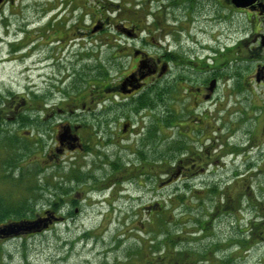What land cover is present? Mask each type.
<instances>
[{"label": "rangeland", "instance_id": "obj_1", "mask_svg": "<svg viewBox=\"0 0 264 264\" xmlns=\"http://www.w3.org/2000/svg\"><path fill=\"white\" fill-rule=\"evenodd\" d=\"M140 1L83 0L89 14L85 29L98 18L105 19V28L94 24L95 32L86 33L89 39L77 51L44 49L45 58L52 54L45 62L29 56L28 45L11 56L8 41L0 43V198L9 206L24 201L39 217L57 213L71 200L64 205L66 220L35 234L0 238V264H26V259L29 264H148L158 258L166 263L264 264V80H256L259 60L250 51L264 17L231 5L195 10L189 17L180 10L182 22L190 23L191 34L201 42L215 46L218 34L227 47L244 41L246 60L239 73L244 90L230 101L234 105L237 100L240 111L232 114V109L226 123L223 110L220 120L205 126L198 114L188 117L184 107L183 115L173 114L182 93L157 109L151 90L143 92L150 99L142 110L134 99L102 91L135 65L134 44L152 56L160 54L152 44L137 41L122 49L114 46L110 30L135 16L140 10L132 5ZM179 1L181 8L187 3ZM203 3L215 6L214 1ZM18 20H29L27 10ZM13 34L24 37L21 31ZM66 66L68 73L78 69L79 76L63 82L64 94L51 93L50 79L55 84L58 68ZM92 71L96 91L88 85ZM219 96L222 107L226 96L218 91L214 99ZM64 120L82 125L84 150L47 160L57 141L55 129ZM39 126L46 130L41 140ZM67 189L62 203L56 196Z\"/></svg>", "mask_w": 264, "mask_h": 264}, {"label": "flooded vegetation", "instance_id": "obj_2", "mask_svg": "<svg viewBox=\"0 0 264 264\" xmlns=\"http://www.w3.org/2000/svg\"><path fill=\"white\" fill-rule=\"evenodd\" d=\"M203 1L205 0H186L187 3L183 8L179 7L182 4L179 0H142L138 5H132L133 8L138 6L140 11L131 19L120 20L114 29L110 30L114 46L122 49L128 46V41L133 43L137 41L144 47L147 44H152L149 47L157 49L156 53L160 54L152 56L143 47L135 48L134 44L131 56L133 60H136L135 65L127 72L122 73L116 85L110 87L108 91L119 97L135 99L141 93L151 90L156 101L158 100L157 109H162V107L159 108L162 104H168L169 96L182 93L184 99L182 96L176 97L178 98L176 101L178 105L174 106L173 114L183 115L180 112L184 107L188 117L191 114H198L200 125L207 126L208 124L213 125L212 121L214 120L216 122L220 120V116L225 110L223 119L226 123L227 121L230 122V111L236 109L232 114L240 111L237 100L233 101L234 105H230L231 97L237 96L244 90V87L239 86V73L242 72L246 60L245 54L242 52L245 50L243 48L244 41L235 42L233 47H227L228 45L222 43L220 34H218L215 36V41L218 40L219 42L215 46L201 42L195 33L191 34L192 26L190 23L186 20L182 22L180 10L186 11L187 17H189L191 16L190 13L195 10L204 11L207 8L211 10L214 7L220 11L231 5L235 10H250V12L264 17V8L261 7L264 0H257L247 9L237 8L232 0H210L215 2V6L210 3L204 4ZM24 9L29 14V20L20 24L18 18ZM84 11L85 3L83 0H0V43L3 44V42L8 41L6 46L11 56L18 54L28 45L29 56L41 62L47 61L48 58L51 59V53L54 49L63 50L70 47L77 51L78 45L81 43L82 47L85 46V39H89L87 38L89 35L86 36V33L91 35L95 32L96 25L94 24L98 23L97 26L101 29L105 28L103 23L105 19L98 18L85 29V17L89 14ZM191 18L187 20L190 21ZM92 26L93 28H91ZM20 31L24 33V37L18 39L13 33H16L17 36ZM116 33L119 34V38L113 36ZM210 38H212L211 34ZM252 39L253 42L250 46L253 45L254 47L250 51L252 58L259 60L256 65V80L260 82L264 80V28L255 32ZM62 43L63 46H61ZM92 43L94 44L95 40H92ZM46 48H49L51 53L45 58L43 55H45L44 49ZM75 55L74 60L77 61V54L75 53ZM247 57L250 56L247 55ZM68 72L67 66L64 71L58 68L55 78L57 81L54 84L53 78H51L48 85V87H52L51 93L57 89L64 94L66 90L62 88L63 82L70 76L73 81L79 76L76 68L72 70V73ZM96 77L92 71L88 80L89 88L92 91H96V88L99 87L96 85ZM230 81H233L235 85L229 87ZM56 85H58L57 88ZM134 86H140V88L134 89ZM36 87L34 85V88H31L33 95H37L39 92ZM224 87L225 89H223ZM218 91L226 96L222 107H220L222 104L221 97L214 99ZM85 106L83 105V107ZM50 111L54 112L53 110ZM71 112L75 113L73 109ZM226 113L227 119L225 118ZM175 118V115L171 116V119ZM207 118H210V121H207ZM159 119L164 124L163 116H159ZM197 121H193L192 124L198 123ZM178 125L179 123H172L170 126ZM186 125L189 128L190 124L187 123ZM81 127L80 123L68 120L58 123L55 129L57 141H54V149H48L46 159L58 160L69 155L79 154L80 151L84 150ZM36 132L37 139L41 140L44 138L46 130L43 126H39ZM61 134L63 137L59 139ZM178 171L181 172V170ZM115 184L116 182H114ZM70 201L66 202L70 203ZM42 217H45V214ZM158 261H162V258L147 262L148 264H188L186 261L182 263Z\"/></svg>", "mask_w": 264, "mask_h": 264}, {"label": "water", "instance_id": "obj_3", "mask_svg": "<svg viewBox=\"0 0 264 264\" xmlns=\"http://www.w3.org/2000/svg\"><path fill=\"white\" fill-rule=\"evenodd\" d=\"M257 0H232L233 4L238 8H246L254 4ZM264 5H262L263 7ZM140 86H134L138 89ZM48 223H51L48 218H37L34 220H21L16 222H10L0 226V238H9L22 235L41 232L48 227Z\"/></svg>", "mask_w": 264, "mask_h": 264}, {"label": "trees", "instance_id": "obj_4", "mask_svg": "<svg viewBox=\"0 0 264 264\" xmlns=\"http://www.w3.org/2000/svg\"><path fill=\"white\" fill-rule=\"evenodd\" d=\"M100 87H101V85H100ZM110 87H112V86L111 85L110 86H104L102 91L109 90ZM147 99H150V98H147ZM146 101H147L146 98L141 95L135 101L134 105L135 106L142 105L144 107ZM69 189H67V192H65V193L62 192V193L58 194L56 196L57 200H60V202H62L63 200L65 201V196L68 194ZM0 201L4 205H7L6 203H4L5 202L4 199L0 198ZM63 207H64V205H63ZM63 207H62V209L58 208L55 210L62 215L61 211H64ZM35 213H36L35 211L31 212L30 210H28L27 205H25L24 201L22 203H19L18 206H12V205L11 206L7 205L6 207L0 206V224H2L4 222H7V223L12 222L15 220L19 221V220L32 219V218H34V216L37 217V215ZM26 264H29L27 259H26Z\"/></svg>", "mask_w": 264, "mask_h": 264}]
</instances>
